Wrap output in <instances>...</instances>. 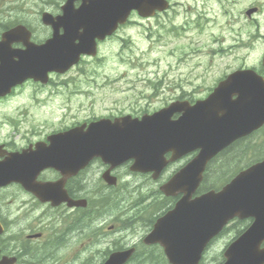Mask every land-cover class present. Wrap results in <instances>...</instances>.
<instances>
[{"label":"rangeland","instance_id":"obj_1","mask_svg":"<svg viewBox=\"0 0 264 264\" xmlns=\"http://www.w3.org/2000/svg\"><path fill=\"white\" fill-rule=\"evenodd\" d=\"M60 1L0 0V21L24 20L35 29V26L39 27L41 12L56 9ZM179 1L187 7L178 5L169 12V17H162L161 20H143L135 17L131 25L102 46L101 54L97 58L85 59L79 74L76 70L74 76L69 75L55 84L57 89L63 90L61 94L17 99L6 107H0V116L12 115L16 120L26 121L27 125L23 130L49 131L57 129L53 125L54 122L74 125L84 120L120 112L143 109L152 111L177 96H189L193 99L204 97L209 86L229 71L243 66L260 65L264 55V42L248 43L241 40L242 36L246 37L252 30L249 29L244 34L245 20L238 22L236 19L244 2L233 7L234 25L232 29L220 32L224 36L222 42L212 43L197 36L198 27L189 24L193 27L189 33L193 39L178 40L175 51L157 49V42L154 40L157 38L156 30L160 28V23L185 22L190 14H194V7H188V4L194 5L202 0ZM251 1L263 8L257 20L261 33H264V0ZM146 38L150 40L147 41ZM171 40V34L168 33L166 42L170 43ZM160 43L163 44L162 41ZM214 47L218 48L215 55L212 52ZM194 56L196 58L192 60ZM74 90L77 92H73ZM4 125L0 127L1 133L11 129L10 125ZM252 157L248 152L233 165L226 166L222 163H227V158L222 162L214 161L205 178L207 188L217 187L229 181L234 171L248 164ZM185 161L186 159H183L177 165H172L168 174ZM127 170H122V182L115 189L106 187L98 178L87 179L85 182L90 188L94 187L106 193L96 202L99 210L93 223H85L83 227H80V223L53 239L49 236L48 247L28 264H96L103 257L102 251L112 250L116 244H141L144 234L151 226L149 224L155 218L153 210L159 206H168V202L161 199L162 194L158 190L160 183L149 175L129 174ZM166 177L167 173L163 178ZM124 200L128 202V210L126 211L124 206L125 210L120 212L119 202ZM103 201H106V204L101 206ZM250 223L248 220L234 221L225 233L211 243L202 264H220L223 251L232 238L238 235L239 231L245 230ZM111 227L114 228L110 229ZM139 247L142 249V246ZM45 253L53 254V259L47 261L41 258ZM142 259H136L131 264H143Z\"/></svg>","mask_w":264,"mask_h":264},{"label":"water","instance_id":"obj_2","mask_svg":"<svg viewBox=\"0 0 264 264\" xmlns=\"http://www.w3.org/2000/svg\"><path fill=\"white\" fill-rule=\"evenodd\" d=\"M141 1L110 0L120 9L101 12L97 20L85 24L98 31L102 25L101 19L108 17L113 24L118 16H122L112 26L110 23L107 25L106 30H113ZM97 14L96 11H85L82 16L88 19ZM69 17L68 14L66 21H70ZM47 18L49 16L45 14ZM16 29L5 33L4 43L20 37ZM95 35L92 34L91 39L83 37L82 42L88 45L90 41L89 46L93 47L91 42ZM20 58L16 80H21L36 69L27 64L25 56L21 55ZM29 58L34 59L31 53ZM240 84V87H218L208 99L198 101L194 106L182 103L145 116L141 121L128 120L121 128L102 120L89 128L88 136L80 137L86 141L85 145L79 147L80 166L95 155L105 159L134 157V168L153 170L154 177L159 176L166 164V152L172 150V159H176L187 151L201 149L186 167L162 186L167 195L178 192L184 195L173 210L159 219L151 238H148L162 243L173 264H198L209 241L235 215L254 216L255 221L228 247L225 264L264 263V248L260 247L264 240V161L240 173L221 192L210 191L192 198L208 161L238 135L264 123V87L247 85L244 81H240ZM236 92H239L238 100L230 101L228 98L231 99ZM175 111H183V115L174 121L171 116ZM220 114L224 116L219 117ZM118 260L116 258L106 264H117Z\"/></svg>","mask_w":264,"mask_h":264},{"label":"flooded vegetation","instance_id":"obj_3","mask_svg":"<svg viewBox=\"0 0 264 264\" xmlns=\"http://www.w3.org/2000/svg\"><path fill=\"white\" fill-rule=\"evenodd\" d=\"M168 1L169 10L164 12H170L178 5L187 7L179 0ZM241 2L244 4L239 9L236 19L238 22L242 19L245 20L246 31L244 34L252 29L246 37L242 36L241 40L248 43L264 42V33H261L257 20L263 12V8L251 0H202L200 3L195 2L194 5L188 4V7H194V14H190L189 19L202 28L201 38L210 40L212 43L222 42L224 36L220 32L232 29L234 25L233 7L237 3L240 5ZM79 4L80 1L75 4L76 7ZM60 13L61 8L57 11V14ZM161 14L158 12L156 17ZM23 24L31 31V40L36 44L44 43L52 36L51 27L40 21L39 27L35 26V29L28 23ZM216 29L220 31L218 32ZM5 30H7L5 27L0 30V39L1 33ZM60 32L62 33L63 29H60ZM110 40L111 38H107L103 43ZM22 46L20 43L12 45L13 48ZM217 50L216 47L212 48L214 55L217 54ZM86 58L83 56L79 64L65 73L51 72L47 83L29 79L23 84L13 87L5 95L0 96V107H6L17 99H35L44 94H61L63 90L57 89L55 84L69 75L74 76L76 70L79 74L80 64L86 61ZM253 68L264 77L262 62ZM219 80L213 83V87L221 81ZM63 85L66 86V84ZM63 88L68 89L69 87ZM126 114L127 112H120L106 117L115 119ZM98 118L101 117L91 120ZM91 120H84L82 123ZM4 124L10 125L11 129L4 133L0 132V161L10 158L13 161V166H22L24 163V169L14 173L15 179L0 187V221L4 226V232L0 235V259L6 256L16 257L18 260L16 264H28L39 256L38 253L48 247L49 236L53 239L63 231H68L80 223H82L80 227H83L85 223H93L99 210V205L96 202L102 199L106 193H102L94 187L90 188L85 182L87 179L98 178L106 187L115 189L121 184L123 178L121 172L123 169L127 170L128 165L124 164L111 169L110 165L105 164L101 158H94L81 171L65 176L56 167L41 168L44 157L41 155L40 148L51 146L49 141L51 136L63 133L81 122L74 125L54 122L53 125L57 129L49 131L23 130L27 125L26 121L16 120V117L12 115H4L0 116V127L5 126ZM107 171H110L111 176L115 177L116 186L107 184L103 177ZM97 195L100 197L97 198ZM69 200L84 201L80 206H70ZM119 204L120 212H122L128 202L124 200ZM41 258L48 261L53 259V254L45 253Z\"/></svg>","mask_w":264,"mask_h":264},{"label":"trees","instance_id":"obj_4","mask_svg":"<svg viewBox=\"0 0 264 264\" xmlns=\"http://www.w3.org/2000/svg\"><path fill=\"white\" fill-rule=\"evenodd\" d=\"M247 147H248V142H241L237 145H235L233 148L225 151L222 156H221V160L218 162H222L225 158L228 159L227 163H222L223 166L226 165H233L235 163L236 160H239V158H241L242 156H244L245 154H247ZM210 170V169H209ZM154 249L151 248L144 257V259H142L143 264L147 263V264H163V260H161L160 258L156 257L154 255L153 252ZM151 253V254H150ZM163 262V263H162Z\"/></svg>","mask_w":264,"mask_h":264}]
</instances>
